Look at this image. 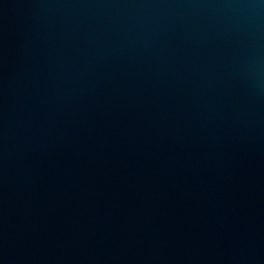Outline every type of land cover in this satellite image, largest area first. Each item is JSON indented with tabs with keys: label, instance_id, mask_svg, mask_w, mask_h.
Listing matches in <instances>:
<instances>
[{
	"label": "water",
	"instance_id": "95a60500",
	"mask_svg": "<svg viewBox=\"0 0 264 264\" xmlns=\"http://www.w3.org/2000/svg\"><path fill=\"white\" fill-rule=\"evenodd\" d=\"M0 264H264V0H0Z\"/></svg>",
	"mask_w": 264,
	"mask_h": 264
}]
</instances>
